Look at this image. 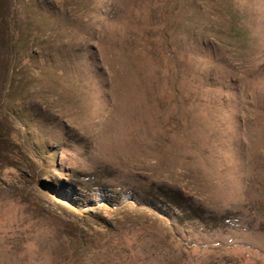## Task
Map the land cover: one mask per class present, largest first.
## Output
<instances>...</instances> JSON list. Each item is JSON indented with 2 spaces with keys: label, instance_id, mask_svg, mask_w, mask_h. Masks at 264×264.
<instances>
[{
  "label": "rangeland",
  "instance_id": "obj_1",
  "mask_svg": "<svg viewBox=\"0 0 264 264\" xmlns=\"http://www.w3.org/2000/svg\"><path fill=\"white\" fill-rule=\"evenodd\" d=\"M0 264H264V0H0Z\"/></svg>",
  "mask_w": 264,
  "mask_h": 264
}]
</instances>
